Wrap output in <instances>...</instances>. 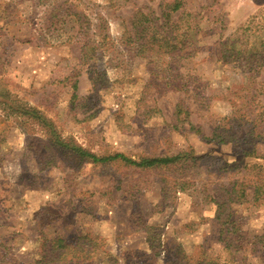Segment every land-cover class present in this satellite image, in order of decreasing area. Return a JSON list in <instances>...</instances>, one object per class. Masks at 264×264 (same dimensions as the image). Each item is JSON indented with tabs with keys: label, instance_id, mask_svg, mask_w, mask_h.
<instances>
[{
	"label": "rangeland",
	"instance_id": "rangeland-1",
	"mask_svg": "<svg viewBox=\"0 0 264 264\" xmlns=\"http://www.w3.org/2000/svg\"><path fill=\"white\" fill-rule=\"evenodd\" d=\"M171 2L0 0V264H264V201L233 204L235 231L214 217L215 206L201 192L180 183L192 179L197 188L222 194L224 183L242 176L240 165L264 166V158L240 152L252 146L264 152V64L244 62L257 73L247 93L253 99H240L239 118L221 94L232 81L245 87L248 80L240 61L220 59L229 46L219 45L231 43L253 15L259 37L248 31L242 39L257 44L264 37V0H180L174 11ZM188 12L198 24L197 50L173 63L164 41L173 44V22ZM139 13L146 15L147 47L129 59L119 38L132 35ZM83 30L101 41V56L92 50L83 57ZM19 106L35 107L48 124L21 115ZM228 128L231 142L201 139ZM251 128L253 136L245 135ZM50 132L98 156L138 159L190 149L218 158L180 178L173 164L80 159L52 143ZM43 209L57 218L43 224ZM57 237L68 244L60 256Z\"/></svg>",
	"mask_w": 264,
	"mask_h": 264
},
{
	"label": "trees",
	"instance_id": "trees-1",
	"mask_svg": "<svg viewBox=\"0 0 264 264\" xmlns=\"http://www.w3.org/2000/svg\"><path fill=\"white\" fill-rule=\"evenodd\" d=\"M167 5L170 7V10L174 11L181 6V2L180 0H173V2L168 3ZM65 11H67L66 8H64V12ZM71 15L76 16L78 20L82 17L81 12L80 13L73 12L71 13ZM163 15L167 18L168 13H163ZM193 16L194 15L189 12L182 13L181 17H179L177 21L173 22V44L168 45L167 43L169 40L167 39H165L164 41V44L166 46L169 47L171 46V49L173 48V63H177L181 59H185L193 56L197 50V45L193 41H195V34L197 33L198 24L197 21L193 22V18H194ZM83 17H85V15ZM139 18H143V19L141 20ZM145 20H146V15L139 13L138 17L135 20V25H137V28H133L132 35L122 34L123 36L119 38L121 43L125 41V43H122L123 44L122 50L125 52V54L130 55L129 59L135 56L136 54L141 53L147 47V43H146L147 41L142 42V38H141L143 36V32H145V28L143 26ZM253 20H254V15L249 17L247 21H245L242 25H240L235 29L234 35H232L229 39L232 40L231 43L224 40V42L219 44L220 47L221 46L224 47L226 44H228L229 46L228 49L223 50L220 59H224L226 62L235 61V60L240 61V64L238 66L242 65L241 71L244 74L245 80H248V82L245 84V87L243 86L244 84L238 85L239 82L232 81L231 86L228 87L226 90L227 92L221 94L222 95L221 97H223L225 100L229 102L231 106L230 108L231 112L234 111L237 112L239 118L241 117V115L244 114L243 112L244 107H242L243 105L242 103L244 100H240V99H243L244 97L245 98L247 97L249 101L253 99V94H251V96L248 97L247 93L250 85L254 83L256 77L254 73H257V71H254L252 69L253 66L246 68L245 64L251 63V61H254L253 65H256L257 63L264 64V37L257 44L254 43L256 41L255 39H250L248 37L247 39H242V35L248 31L251 32L250 33L251 36H254L256 39L259 37V35H257L256 33L254 34V32H256V28L258 25L253 24L252 23ZM236 32H237V36L235 35ZM77 33H80L79 27L77 29ZM82 34L83 36H80L81 38L78 39L79 40L78 48L80 50L85 49V53L83 54V57L84 56L86 57L88 55L87 51H92V50L93 51L95 50V52L99 53L101 56L102 54L101 41L100 40L95 41L94 39L87 38L86 35H88V30H83ZM110 46L113 45L110 44ZM114 47L116 46L114 45ZM158 47L161 46L158 45ZM152 49L155 51L154 48ZM175 70H177V68L173 69V71ZM174 79L176 80L177 78ZM72 86L76 87L75 84H73ZM173 86L182 87L177 84H173ZM197 89L198 86H193L191 88L192 93H195V90ZM195 94L201 95L199 92ZM209 97H211V95H209ZM237 105H240V107L235 109ZM18 109L21 115H25L27 117H34L39 122H41L43 126L48 124L47 118L43 115L41 111H39L35 107L19 106ZM185 113L186 111L180 106L176 109L178 123L183 124L186 121ZM236 118L237 116L235 115L231 117L227 116V120L229 119L233 120ZM188 126L189 128L192 129V125L188 124ZM173 127L175 128L177 126L174 125ZM229 130L230 128H228L225 131L224 129L223 130L221 129L219 132H212L211 136H201V139L207 140L208 142H212V143L231 142V137H235L234 136L235 134L233 132H230ZM254 132L255 130L251 128L248 132H245L246 133L245 135L252 137ZM262 134L264 135V132ZM50 136L52 137L51 139L52 143L58 145L63 150H68L70 153L76 154L77 156L80 157V159H86L91 162H108L112 160H118L120 162H123L124 164H131L142 168H150V167L156 168L161 166L165 167L173 164V168L174 166L177 165L176 168L177 169L179 168L180 171H182L180 173V175L181 174L182 175L179 176L180 178L185 177V175L187 174V172H185L186 169H189L191 167L199 168L203 163L205 165L206 163L209 165L211 164L215 165V162L211 163V158H216V159L218 158L217 156H211L209 153H205L202 155H195L190 149L179 150L173 155L140 156L138 159L130 158L119 152L110 155L98 156L93 152H89L83 149L80 145L76 144L71 138H61V137L59 138V136L53 132H50ZM244 139L245 136L240 137V140H244ZM240 152H242L244 155H250L254 153L258 157L264 158V152L260 153L258 151H255L253 146L249 149L241 148ZM217 163L224 166H232L227 164L226 162H223L222 160H219V162ZM238 166H239L238 164H235L230 168L233 167L235 168ZM238 168L243 169L242 176L233 179L231 182L228 181L224 183L222 188L223 189L222 194L217 189L216 190L212 189L213 192L207 191V189H205L206 188L205 184L202 185L201 188H197L196 181L192 179L187 181L181 180L180 182L187 186L190 185V187H192L193 194L196 192H201L203 200L215 206L214 217L221 224H225L227 226V229L231 227V229L235 231L237 230L238 227V218L235 217L234 211L232 209L233 204H241L243 202L255 204L260 200L264 201V166L260 164L249 163V164L240 165ZM43 211L45 217H48V218L44 217L45 220L43 221V224H47L49 221L55 219L56 217L54 216L55 214L48 211L47 209H43ZM55 242H56V248L58 249L57 250L58 256L62 255V253H66V251L64 250H67L68 244L63 239V237H57L55 239Z\"/></svg>",
	"mask_w": 264,
	"mask_h": 264
}]
</instances>
